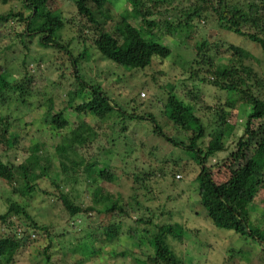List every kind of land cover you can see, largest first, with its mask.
<instances>
[{"label":"trees","instance_id":"obj_1","mask_svg":"<svg viewBox=\"0 0 264 264\" xmlns=\"http://www.w3.org/2000/svg\"><path fill=\"white\" fill-rule=\"evenodd\" d=\"M50 1L22 0L29 14L10 11L0 15V24L15 19L14 23L22 26L17 38L24 49L22 80L17 81L8 68L0 65V141L7 146L6 150L0 151V182L6 187V193L0 195L4 204L0 211V224L8 233L0 238V261L13 264L26 256L28 264H61L60 259L66 255L67 260L75 256L98 258L97 253L104 252L107 247L110 248L103 253V258L111 262L110 252L114 254V260L128 255L133 257L134 251L129 254L126 249L119 250L117 243L123 229L132 223L135 227L125 233L131 245L137 247L135 264H184L167 241L168 238L181 241L183 229L179 225L154 223L142 217L132 221V214L142 206L139 195L132 196L131 202L126 203L119 196L114 198L102 193V188L97 185L102 181L114 183L118 179L108 168L114 152L119 153L121 160L137 154L135 144L123 153L113 149L120 139H127V133L134 129L133 122H143L154 136L190 157L199 167L195 181L199 202L207 218L216 228L253 239L262 247L264 254V228L260 229L254 222L257 216L254 221L251 218L253 201L264 188V125L260 132L251 128L254 121H264V7L257 6L255 0H188L186 7L182 5L186 0H151L152 6L143 4L142 0H129V7L121 10L119 20H116L108 7L110 0H66L73 3L86 27L77 30L82 49L74 55L70 45L74 38H60L66 19L58 9L50 8ZM156 6L164 7L162 13L156 12L165 16L162 21L155 18L153 7ZM136 18L140 22L133 25L130 20ZM159 22L163 23L162 27H158ZM200 22H203L202 26ZM107 23H116L117 27L112 31L106 30ZM199 27L203 32L198 37L195 30ZM225 31L256 45L259 57L225 40L222 37ZM163 34L176 39L184 36L175 43L181 48L188 45L184 40H193L189 46L193 55L187 57L185 69L165 78L166 82L156 91L158 95H151L162 104V114L172 122L173 128L183 134L181 139L164 133V126L157 119L160 114L157 117L137 113L138 105L136 108L133 104L136 105L139 94L136 92L134 95L133 90L144 86L130 88L128 85L130 93L119 94L115 87L123 73L110 78L106 75L109 72H99L92 67L85 69L91 48L98 52L100 58L115 65L117 70L130 74L142 73L157 60L167 61L168 67L175 66L184 50L168 46ZM42 50H49V53ZM172 57L173 61H169ZM15 59L17 57L11 60ZM250 59L258 62L260 72L248 64ZM28 60L38 70L45 63L56 66L57 79L45 77L50 82L46 83L40 102L32 99L37 94L34 88L36 78L28 72ZM186 70L189 84L178 76L187 74ZM112 74L115 73L109 75ZM156 80L154 77L153 82ZM204 85L225 92L228 98L231 95L240 98L246 108V112L241 114L246 145L239 157L233 152L226 156L223 162L231 160L229 167H234V170L221 184L213 181V169L207 163L225 152V141L233 127L225 123L227 114L223 112L219 119H222L225 131L219 125L212 129L197 115L200 88ZM56 91L58 95H54ZM117 95H129V99L120 101ZM14 102L21 106L25 103L27 109L37 110L39 114L33 121L25 123L16 115L19 110L14 112L10 109ZM142 105L145 106L144 103L139 104L140 107ZM215 115L217 117V113ZM35 122L38 123L36 132L39 136L31 138L26 148L21 147L28 158L19 163L11 157L20 146L17 144L19 134L12 131V126L32 127ZM101 136L107 140L104 146ZM43 137L50 139L49 147ZM205 137H209L207 142ZM33 141L39 142L33 144ZM95 156L98 160L94 169L95 164L91 162ZM178 162L181 158L176 157L173 164L178 166ZM141 168L142 173L134 174L132 178L140 184L141 190L148 193L151 176L156 172L149 167H146L147 171ZM79 175L84 177L87 185L95 184V195H91L89 205L82 204L75 194L76 186L73 185L77 184V179L78 184L81 183ZM42 177H46L52 188L60 192L61 222L54 217L55 226L60 224L69 228L70 222L77 226L76 220L86 219L89 213L108 221L92 226L86 224L74 233L62 231L51 234L48 226L37 224L27 211L35 194L54 195L53 191L42 189L36 182ZM20 182L24 185L20 186ZM66 186H71V189L63 193L61 188L64 190ZM13 195L19 196L15 198ZM23 218L27 223L22 221ZM43 234L47 235V241L37 247L34 255L23 249L34 243V237ZM74 260L69 264H76Z\"/></svg>","mask_w":264,"mask_h":264},{"label":"rangeland","instance_id":"obj_2","mask_svg":"<svg viewBox=\"0 0 264 264\" xmlns=\"http://www.w3.org/2000/svg\"><path fill=\"white\" fill-rule=\"evenodd\" d=\"M128 2L129 0H110L111 5L108 4V7L113 11L116 20H119V14L122 13L125 8L129 7ZM255 2L257 6L264 7V0H255ZM142 3L149 6L153 5L151 0H142ZM188 4L189 1L186 0L182 5L183 7H186ZM49 6L52 9H58L61 16L66 19L67 24L60 32V38H74V41L70 43V45L72 53L77 55L82 49V45L79 43L80 41L77 38L79 36L77 30L81 28L86 29L82 18L77 15L75 7L70 1L51 0ZM10 11L13 13H23L24 15L29 14L22 0H0V15H5ZM163 11L164 7H153V12H155V14L156 12L162 13ZM155 18L159 21H162L165 16L156 14ZM14 20L15 19H11L9 22L0 24V65L4 68H8V70L11 71L12 76L17 81H20L22 80V76L24 74V67L22 65L24 49L17 38V34H20L23 28L19 24L14 23ZM130 22L133 25H137L140 22V19H132ZM162 24L163 23L159 22L158 27H162ZM200 25L202 26L203 22H200ZM115 26L116 23H107L105 25V29L112 31V28ZM195 31L198 37L199 34L203 32L201 27L197 28ZM163 37L164 42L168 46L170 45L171 47H176V50H184L180 52L181 57H178L175 66H170L171 68L168 67L167 61L157 60L142 73L130 74L128 71L123 72V70H117L115 65L100 58L98 52L91 48L89 56L90 60L86 63L85 69L92 67L99 72H109L106 73V75L108 74V77L110 78H116L117 75H121L123 73L120 77L121 79L119 78V81H117L115 87L119 94L124 92L130 93V91L127 90L128 85L130 88H133L134 86H144L142 89L138 87L139 89L137 88V90H133L134 95L137 93L139 94L138 97H136V105L133 104V106L136 108L138 105L137 113L140 115L146 114L152 116H159L160 114V117L157 116V119L158 123H162L164 126V133L172 138L176 137L181 139L183 134L173 128L172 122H170V120H168L162 114V104L160 102L158 103V100L153 98L151 95H158L156 91L159 90L158 88L162 86L164 82H166L165 78H167L169 75L171 76L172 74L177 75L180 73L181 69H185L187 57L193 55V50L189 48V46L192 45L193 40H184L188 42V45L181 48L180 45H175V43L176 41L182 40L184 36L181 39H176L172 36H166V34H163ZM222 37L225 40L234 43L235 45L242 46L250 50L255 57H259V49L253 43L238 37L234 33H229L228 31H225ZM90 44L92 45L93 43ZM42 52L48 54L49 50H42ZM14 57H17V59L12 61L11 59ZM173 58L174 57L170 58L169 61H173ZM5 59L7 62H5ZM26 63L28 72H30V74L36 78L34 88L37 91V94L33 95L32 99L34 102H40L42 97L41 94L45 93L46 83L50 82L49 80L46 81L45 77L50 76L53 80L57 79V72L55 71L56 66H50L48 63H45L43 67L38 70L35 68V65H32L33 62L31 60H28ZM248 64L256 72H260V65L257 61L250 59ZM111 73L115 74L110 76L109 74ZM178 76L181 80L188 81V71L187 74H179ZM154 77L157 78L156 83L153 82ZM189 83L190 81L187 82V84ZM187 88H190V86ZM200 89L202 91L200 90V103L197 104V115L202 118L203 122L207 126H211L212 129L218 128V125L224 129L225 127L221 121L222 119H219V116H221L220 113L223 112L227 114L224 119L225 123L228 126L233 127V131H231V133L229 132L230 134L228 140L225 141V152L217 154L207 163V166H209L210 169H213V181L216 184H221L228 179L229 174L234 170V167H229V164L232 162L231 160L225 163L223 162L225 159H227L226 156L233 152L234 156L236 155V157H239V154L246 145L247 136H244L242 125L244 119L241 117L242 112H246V108L243 104L244 101H242L240 98H235L233 95L228 98L226 97L225 92L218 91L214 87L204 85ZM55 94L58 95L57 91L54 93V95ZM117 96L120 101H122L124 98L129 99V95H127V97L126 95ZM59 98L60 96L58 99ZM151 98L154 100H151ZM140 103H144L145 106L142 105L140 107ZM10 109L14 112L19 110L16 115L18 117H22L25 123L28 122V120L33 121L37 114H39V111L37 110L30 111L27 109L25 103L23 106H21V104L14 102L12 103ZM215 113H217V117ZM133 123L134 129L127 133V139H120L113 149H117L120 153H123L125 150L131 149L132 144H135L137 147V154L132 152L133 155L131 158L129 156L127 160H121L117 151L113 153L112 157L110 158L108 168L109 171L113 173L118 179L114 183L106 181L99 182L97 185L102 188V193L105 192L104 194H108L114 198H118L119 196L121 197V200L126 203L131 202V197L138 194V200L142 203V206L140 207L139 211H136V213L132 214V221H135L136 218L142 217L145 219H150L154 223H171L179 225L183 229V238H181V241L174 240L172 238H168L167 241L170 248L173 249L177 257L184 261V264H264V254L262 247L258 243L249 237L239 236L232 231L216 228L207 218L206 213L199 202V194L195 181V178L199 173V167L194 164L190 157L186 156L182 151L175 149L163 139L154 136L151 133L149 127L147 128L143 122ZM37 125L38 123L35 122L34 126L32 127L29 125H26V128L21 126L20 128L19 125L12 126V131L16 133L18 132L17 134H19L17 144L20 145L14 154H11V157L15 161L20 163L22 160H26L28 158L27 153L23 152V148L28 146L31 138L35 137L36 135L39 136V134L36 132ZM263 125V120L254 121L251 128L254 131L260 132V129ZM101 135H103L102 131ZM208 138L209 137H205V142H207ZM43 141L47 146L50 143V139L47 137H43ZM106 141V138L101 136V142L103 143V146L105 143H107ZM38 142L39 141H33V144ZM108 144L110 145L109 140ZM21 147L23 148L21 149ZM105 147H108V145ZM13 148L15 149V147ZM6 149L7 146L4 145L2 141H0V151ZM81 154L82 152L79 153V156H81ZM148 154L151 156L149 157ZM176 157L181 158V162H178V166L173 164V161ZM228 158L231 159L230 156ZM96 160H98L97 157L91 162L95 164L94 169L96 168ZM141 167H143L145 171L148 170L146 167H149L156 172L154 176H151L152 182L149 183L150 191L148 193L141 190L140 184L135 182V180L132 178L134 174L142 173ZM79 176H81V183L78 184L77 179V184L73 185L76 186L75 194H77L78 199L82 204L89 205L90 199L92 198L91 195H95V192H93L95 184L92 183L87 185L84 181V177L82 175ZM36 182L39 183L42 189H45L46 191L48 190L50 193L53 191L54 195H45L42 193L35 194L28 203L27 211L32 219L37 222V224L48 226L51 234H60L62 231H65V233H74L80 230L82 226H85L86 224H91L92 226L97 224H105L106 221H108L107 218L101 216L96 218L94 214L89 213L86 215L87 218L84 220H79L76 218L77 226H72V222L69 223V228L63 225L60 226V224L55 226L53 220L54 217L55 219L57 218L59 222H61L62 214L61 203L59 200L60 192L52 188L46 177L39 178L36 180ZM21 185L24 184L20 182V186ZM70 187L71 186H66L64 190L62 188L61 190L64 191L63 193H65L66 191H70ZM5 189L6 187L0 182V195L2 193H6ZM18 196L19 195H13L15 198ZM3 205V201L1 200L0 211ZM252 206L253 209L251 210V218L254 221L257 216V220L254 222H256L257 227L262 229L264 228V188L259 191L255 200L253 201ZM22 221L26 222L24 218ZM71 227L74 230L71 229ZM133 227H135L134 224L128 223L123 229V235L117 242L118 249H126L129 251V254L134 251L133 255L138 256L136 255L137 247L131 245L128 239L129 236L126 234L128 231H130V228ZM7 234V230L4 229L0 224V238ZM46 241V234L36 236L32 239V242L34 243L32 245H26L23 249L26 252H30L34 255L36 253L37 247L44 245ZM109 248L110 247H107L105 251H108ZM104 252L101 251L99 254L97 253L98 258H81L75 256L76 259L72 258L67 260L68 255H66L64 258L60 259V263L69 264L70 260L73 261L75 259L74 262L76 264H135L134 256L131 257L128 255V257H120L117 258V260H114V254L110 252V259L113 261L111 262L110 260L103 258ZM25 258L26 256L24 258L21 257L20 261L13 264H28L29 262ZM54 258L56 259V256H54ZM0 263L4 264L1 261Z\"/></svg>","mask_w":264,"mask_h":264}]
</instances>
